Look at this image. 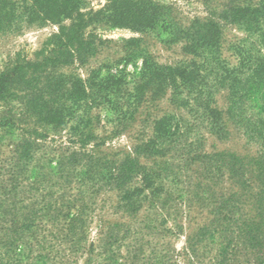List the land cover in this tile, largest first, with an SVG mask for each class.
<instances>
[{"label":"trees","instance_id":"16d2710c","mask_svg":"<svg viewBox=\"0 0 264 264\" xmlns=\"http://www.w3.org/2000/svg\"><path fill=\"white\" fill-rule=\"evenodd\" d=\"M84 2L0 0V33L17 31L25 24L59 26L58 31L44 41L41 59L16 61L0 73V99L19 96L25 101L31 118L53 127L69 126L70 134L78 136L77 143L82 145L60 154L59 177H63V170H72L74 179L67 177L66 184L55 182L56 188L42 187L43 182L39 180L35 190L37 193L43 190L39 193L41 206L33 209L18 206L25 220L19 228L17 222L13 224L12 229L31 231L27 239L31 262L46 263L52 254L56 257L60 246L66 252L64 255L86 252L88 211L95 207L104 211L101 202H95L102 189L110 192L109 197L101 198L103 203L115 199L116 209L124 211L131 223L141 218L139 211L144 202L154 209L161 201V188L153 176L155 170L161 169L142 164L139 156L147 160L162 157L182 128L178 117L164 113L153 118V135L134 145V156L126 153L121 158L116 155L106 158L105 154L86 151L84 145L93 137L98 112L104 107L118 109L119 121H131L146 108L145 104L168 91L170 102L190 112L201 123L205 134L228 139L240 131L247 142L257 145L255 151L246 153L201 151V174L208 176L212 170H225L233 191L226 195L215 187L219 183L206 178L201 180V186L209 184L201 187V190L206 189V194L201 193V224L193 231L192 238L198 241L205 235L222 237L226 234L229 242H234L233 237L237 235L250 246L259 241L263 243L264 0H229L224 5L225 17L242 33L225 47L226 54L222 30L214 20L196 19L183 27L170 17L167 6L151 0H111L105 8L86 14ZM98 17L137 32L162 30L166 36L161 41L167 44L184 41L183 50L191 58L174 65L160 64L142 49V38L130 37L125 40L123 61L142 59L135 80L127 81L122 70L112 73L109 69L101 74L102 67L93 70L84 80L71 71H64L62 67L73 62L86 63L96 54L95 36L86 34L85 29ZM218 94L226 100L223 110L217 107ZM161 165L166 168L171 163ZM139 173L142 185H128ZM207 196L213 197V204L209 216L203 218L202 203L208 202ZM98 222L102 233L106 218L99 216ZM112 237L113 232L109 230L102 241L101 248L111 253L105 262L117 261L110 248ZM90 246L88 250L92 255L94 250ZM90 258L87 262L93 264ZM56 263L61 264L57 257Z\"/></svg>","mask_w":264,"mask_h":264},{"label":"rangeland","instance_id":"374dc122","mask_svg":"<svg viewBox=\"0 0 264 264\" xmlns=\"http://www.w3.org/2000/svg\"><path fill=\"white\" fill-rule=\"evenodd\" d=\"M151 1L167 6L170 17L183 27L189 26L196 19L216 21L222 30L224 54L228 53L225 47L242 36L223 13L224 5L229 0ZM109 2L111 0H85L83 11L86 14L96 12L105 8ZM58 27L55 23L25 24L17 31L0 33V73L16 61L41 59L44 41L57 32ZM85 33L94 34L96 54L86 63L73 62L62 67L64 71H71L83 80L99 67L103 68L101 74H106L109 69L112 73L122 70L127 81L135 80L142 67V59L127 63L123 61L125 40L130 37L142 38V49L160 64L174 65L191 58L183 50L184 41L167 44L161 41L166 32L159 29L137 32L127 27L114 26L98 17L89 23ZM169 98L168 91L161 98L153 99L131 121H119L118 109L104 107L98 112L99 120L94 123V135L84 148L98 155L105 154L106 158L114 155L121 158L126 153L134 156V145L153 135L151 120L156 116L171 113L180 119L182 128L176 135V141L162 157L147 160L139 156L142 164L161 169L153 172L154 182L161 188L162 196L155 208H148V203L144 202L139 211L141 218L131 223L124 211L116 209L113 202L115 199L103 203L110 192L102 189L95 202H101L104 211L99 207L88 211L87 236L84 241V245H88L86 252L64 255L66 252L60 246L56 257L61 264H88L90 257L93 264L104 263L111 256V253L101 248L109 230L114 235L110 239V248L117 261H107L106 264H264V242L259 241L255 246H250L237 235L233 237L234 242H229L226 234L222 237L205 235L198 241L192 238L193 231L201 224V193L206 194V189L201 190V187L209 184L201 186V180L206 178L219 183L215 187L226 195L233 191L225 170H212L208 176L201 174V151L246 153L248 150L255 151L257 145L247 142L240 131L228 139L205 134L201 123L190 112L170 102ZM216 100L217 107L223 110L226 104L224 96L218 94ZM27 109L25 101L19 96L0 99V264H35V261L31 262V253L28 251L27 239L31 231L26 233L22 229H12L13 224L17 222L19 228L25 220V214L18 206L31 209L41 206L39 193L43 190L40 189L38 193L35 190L39 180L43 182L42 187L56 188L55 182L66 184L67 177L71 179L72 176L74 179L72 170H63V177H59L60 154L82 146L77 143L78 136L70 134L69 126L44 125L31 118ZM162 162L171 163V166L164 168ZM127 184L141 186L140 173ZM34 197L38 198L34 200ZM206 199L208 202L202 203L203 218L209 216L213 204V197L207 196ZM99 216L106 218L102 233L98 226ZM256 220H259V216ZM123 224L129 229L126 230ZM89 246L91 249L93 246L92 255ZM52 255L44 264H59L56 263L55 255Z\"/></svg>","mask_w":264,"mask_h":264}]
</instances>
